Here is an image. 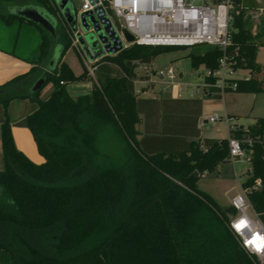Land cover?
<instances>
[{
	"label": "trees",
	"instance_id": "16d2710c",
	"mask_svg": "<svg viewBox=\"0 0 264 264\" xmlns=\"http://www.w3.org/2000/svg\"><path fill=\"white\" fill-rule=\"evenodd\" d=\"M4 2L56 15L51 0H0ZM0 17L9 25L27 20L3 11ZM246 24L244 12L235 15L229 53L238 49L239 65L250 69L252 78L239 80L231 91L260 93L264 70L257 56L264 42H258ZM37 26L42 32L39 65L0 84V264L259 263L230 229L236 209H223L198 184L205 174L231 161L229 138L193 140L183 149L165 150L161 145L148 149L149 136L138 137L145 100L134 91L133 61L152 64L159 54L177 47L134 44L107 56L123 75H107L92 92L73 96L69 85L86 80L88 71L77 75L63 60L72 46L70 33L57 27L62 58L51 71L54 38ZM221 56L222 50L214 46L188 53L193 68L215 69ZM39 77L45 83L33 91ZM50 82L52 90L42 98ZM25 99L33 108L23 122L45 158L42 163L29 158L14 138L9 107ZM233 135L254 139L251 147L245 145L252 174L243 188L250 190L248 197L264 223V118Z\"/></svg>",
	"mask_w": 264,
	"mask_h": 264
},
{
	"label": "built area",
	"instance_id": "2783aa9c",
	"mask_svg": "<svg viewBox=\"0 0 264 264\" xmlns=\"http://www.w3.org/2000/svg\"><path fill=\"white\" fill-rule=\"evenodd\" d=\"M195 1L199 0H83L80 13L77 15L79 23L84 12L103 10L96 13L97 18L101 21L102 15L109 17L123 43L122 49L110 53L100 40L104 49L102 57H97L91 48V56H89L78 40L77 35L80 32L76 30L72 34L69 22L63 15L57 0H51V3L56 9V16L70 33L72 46L81 53L89 76H96L98 63L102 59L116 55L134 44L173 47L208 45L222 50V56L215 69L205 65L194 68L195 75L200 79L198 82L183 81L182 73L174 65L157 69L153 63L135 60L133 61L136 74L133 80L134 91L139 96L159 81L163 85L162 90L170 89L171 95L175 97L188 95L205 99H215L217 96L222 98L225 93L237 88L239 80L252 78L251 70L239 65L238 49L229 53V47L233 44L232 22L236 0H200L202 4L199 5L195 4ZM124 29L134 36L133 42L126 39ZM90 30L97 33L93 26ZM108 38L109 42L114 44L109 34ZM153 76L158 77V80ZM224 118L230 132V160L246 158L245 160L250 162V149L245 145L251 147L254 143L253 137L234 136L233 133L237 130L235 118L229 115H225ZM219 119L218 116H211L209 122L216 123ZM257 184H261L260 180ZM249 191L243 188L242 193L232 197L231 206L237 213L232 216L230 229L236 235L242 249L249 256L256 257L259 263H264V251L257 250V246H264V223L253 208L248 197Z\"/></svg>",
	"mask_w": 264,
	"mask_h": 264
},
{
	"label": "rangeland",
	"instance_id": "374dc122",
	"mask_svg": "<svg viewBox=\"0 0 264 264\" xmlns=\"http://www.w3.org/2000/svg\"><path fill=\"white\" fill-rule=\"evenodd\" d=\"M70 3L74 13L78 15L82 8L83 0H70ZM195 4H202V1H195ZM9 7V3H1L0 12H9ZM243 12L244 19L247 22V28L251 30L258 42H264V0H236L233 8V19L235 15H239ZM55 17L57 27H64L61 20L56 15ZM69 28L72 34L78 30V32L81 33V36L96 33L92 30L85 31L79 21L75 30L70 24ZM77 37L80 41L78 35ZM41 42L42 32L35 23H31L26 20L21 22L20 20L16 19L13 24L9 25L0 17V50H2L4 53L13 55L22 61H30V63L39 65L40 62L38 54ZM207 48L208 45L173 48L159 54L155 58L153 65L157 69L167 65H174L180 72H183V81L196 83L200 79L194 73V68L191 65V59L188 57V53L191 51L194 53H202ZM257 57L262 69L264 70V46L260 47ZM65 60L78 75L87 70L81 53L74 46H71L65 54ZM98 64L99 70L95 72V77L89 76L87 74L86 80L80 81L91 84V89H89L90 92H92L94 84H98L101 78H104L107 75H123L122 69L118 65L110 62L107 58L102 59ZM44 69L47 70V66ZM139 72L140 74H143L142 71ZM20 73H23L22 70H4L0 72V78L3 79L2 82H4L12 79ZM40 78L41 77H39L38 80H40ZM153 78L158 80V77L156 76H153ZM36 82H34L32 89ZM52 85V82H50L43 87L41 91L42 98H45L50 94ZM162 86L163 85H161L159 81H156L148 89L158 90L162 89ZM25 88L27 87H24L23 89ZM83 90L88 89L84 88ZM80 91H82V89ZM166 93L171 94V90L168 89ZM31 104V101L28 99L14 100L10 104L9 113L14 118H16V116H22L28 113ZM205 115L206 118L204 119L208 120L211 116H218L220 118L216 123L203 122L202 133L205 137L216 139L229 138L230 132L224 118L225 115L234 116V123L236 124L237 128L245 132L250 125L256 122L257 119L264 118V92L241 93L229 91L224 94L222 99H211L210 101H206ZM0 119L1 121L4 120V108L2 105H0ZM23 124L24 122H22V125L20 126H25ZM25 127L28 128L27 126ZM33 140L37 153L39 156H41V158H43L44 161L45 158L39 153L34 136ZM245 159L246 158H237L234 161L225 162L221 164V166H219L214 172L205 174L198 182L200 189L211 194L223 209H226L228 205L231 206V199L235 194L242 193L241 187L243 186V182H245V180L248 179L252 174L251 161L249 162ZM3 167L4 161L2 147L0 145V169H3ZM236 176L238 179L235 178ZM251 258L256 259L254 256H251Z\"/></svg>",
	"mask_w": 264,
	"mask_h": 264
},
{
	"label": "crops",
	"instance_id": "0c3cea01",
	"mask_svg": "<svg viewBox=\"0 0 264 264\" xmlns=\"http://www.w3.org/2000/svg\"><path fill=\"white\" fill-rule=\"evenodd\" d=\"M15 7L16 6H10L8 8L9 12L11 13ZM63 60L67 63L65 56ZM257 63L260 65L258 57ZM33 66L36 65L34 63H30V61H22L17 57L8 55L0 50V72L4 70H22L24 73L29 71ZM181 73L183 76L184 74L182 71ZM2 80L3 79L0 78V84L6 82H2ZM84 88L88 90H83ZM81 89L82 91H80ZM89 89H91V84L84 82H75L69 85V90L73 96L90 93ZM166 92L167 90L162 89H146L145 92L138 96L139 98L145 100L141 103L142 112L140 113V122L137 125V128L140 131L138 137L141 139L149 136L145 144L146 147L148 149H157L160 148L161 145V147L165 150H180L187 147L188 142L193 140L201 141L208 138L202 133V124L203 122H209L208 119H204L206 118L205 103L211 99H205L199 96L190 97L188 95L175 97L171 94H167ZM215 99L220 98L217 96ZM32 108L33 106L31 104L28 113L19 117L16 116V118L11 116L12 130L17 147L25 152L34 162L42 163L45 159L43 161V158H41V156L37 153L30 130L25 126H20L22 125L25 117L31 112ZM1 123L2 121L0 119V132ZM238 129L239 128H237V130ZM0 145L2 147V141L0 142ZM221 164L219 166H221ZM235 178L238 179L237 176ZM241 189H243V186Z\"/></svg>",
	"mask_w": 264,
	"mask_h": 264
},
{
	"label": "water",
	"instance_id": "95a60500",
	"mask_svg": "<svg viewBox=\"0 0 264 264\" xmlns=\"http://www.w3.org/2000/svg\"><path fill=\"white\" fill-rule=\"evenodd\" d=\"M57 3L66 20L75 30L78 25V18L77 14H75L72 9L70 0H57ZM97 12H103V10H96L95 12H84L81 16V24L84 30L89 31L93 26L94 28H96L97 33H92L86 36H81V33H79L78 36L80 38L82 47L89 54V56H91V48L97 57H102L104 55V49L100 40L102 41L103 45L108 48L110 53L122 49L123 43L116 30L114 29L109 17L102 15V19L100 21L97 18ZM11 13L22 16L27 20H30L35 24L42 26L53 36L55 48L52 59L49 63V69L51 71L55 70L62 58V46L58 43L59 36L57 32V22L55 20V15L47 11L45 8L37 6H16ZM123 33L129 42H133L135 40L134 36L130 34L126 29L123 30ZM108 34L110 38L114 40V44H111L109 42ZM44 83L45 78L41 77L33 87V91H38L44 85Z\"/></svg>",
	"mask_w": 264,
	"mask_h": 264
},
{
	"label": "snow or ice",
	"instance_id": "6c2138e0",
	"mask_svg": "<svg viewBox=\"0 0 264 264\" xmlns=\"http://www.w3.org/2000/svg\"><path fill=\"white\" fill-rule=\"evenodd\" d=\"M239 227V226H237ZM249 243H252L251 241H249ZM257 250L258 251H264V246H257Z\"/></svg>",
	"mask_w": 264,
	"mask_h": 264
}]
</instances>
